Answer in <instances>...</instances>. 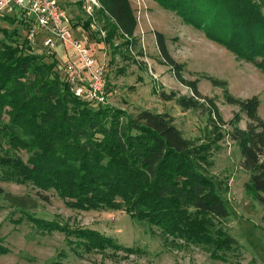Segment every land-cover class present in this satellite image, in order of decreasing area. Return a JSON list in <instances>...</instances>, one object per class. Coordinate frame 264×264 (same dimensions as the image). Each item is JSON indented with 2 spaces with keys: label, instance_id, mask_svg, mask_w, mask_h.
Here are the masks:
<instances>
[{
  "label": "trees",
  "instance_id": "16d2710c",
  "mask_svg": "<svg viewBox=\"0 0 264 264\" xmlns=\"http://www.w3.org/2000/svg\"><path fill=\"white\" fill-rule=\"evenodd\" d=\"M95 1L94 20L103 23L105 31L98 43L106 47L117 37L131 48L136 46L138 22L130 1ZM154 1L264 73V0ZM0 18L19 26L10 31L0 28L5 38L0 43V148L7 144L28 154L23 161L4 151L0 180L31 183L42 192L53 190L68 208L123 211L159 227L174 241L202 247L213 260L225 263L238 250V243L222 227L230 216L229 187L210 172V144L185 138L166 113L139 110L130 116L76 97L67 75L61 80L54 71L64 67L56 53L44 46L35 53L32 39L22 35L32 28V19L17 8ZM91 21L88 17L82 23L85 31ZM154 35L164 63L192 92L191 97L177 99L173 92H161L160 98L176 100L184 111L202 107V100L222 123L215 103L201 95L197 81L182 79L183 66L170 56L162 33ZM203 78L222 90L227 105L239 109L229 123V137L238 145L240 167L248 174L245 191L264 204V122L258 114L259 100L235 98L225 81ZM241 114L247 119L244 128L238 127ZM38 226L61 231L70 245L84 252H133L91 230L42 225V221Z\"/></svg>",
  "mask_w": 264,
  "mask_h": 264
},
{
  "label": "rangeland",
  "instance_id": "374dc122",
  "mask_svg": "<svg viewBox=\"0 0 264 264\" xmlns=\"http://www.w3.org/2000/svg\"><path fill=\"white\" fill-rule=\"evenodd\" d=\"M137 17L136 46L115 38L110 44L99 40L102 24L88 30L82 23L88 20L86 7L94 8L92 0H62L61 5L71 21L73 36L88 46L96 65L107 63L105 74L107 100L105 105L132 116L139 110L166 113L174 120L185 138L209 143L212 175L225 179L228 184L227 206L230 216L223 222L224 230L238 243V250L230 253L225 263L213 260L202 247L174 241L159 227L131 218L123 211H80L68 208L53 191L42 192L31 183L17 184L0 180V264H264V204L246 192L244 184L248 174L240 167L238 145L229 137L230 121L239 109L227 105L222 90L213 87L203 75L227 83L230 94L239 99L253 96L259 100L258 114L264 122V73L240 59L224 45L208 39L202 30L186 24L175 13L163 9L154 0H129ZM264 13V8H263ZM0 28L8 31L19 26L2 21ZM35 39L31 50L40 47L50 37L44 30L32 26ZM155 32L162 33L170 56L183 66L181 77L197 81L201 95L215 103L222 123L209 112L205 102L195 110H182L176 100L164 101L159 93L173 92L176 98L191 97V90L180 83L161 58ZM23 36L28 32H21ZM0 33V43L4 41ZM37 45V46H36ZM60 70L54 69L61 80L67 75L65 68L75 61V51L70 44L56 42ZM109 63V64H108ZM68 77V76H67ZM73 91V90H72ZM70 92V91H69ZM239 128L247 119L241 114ZM8 116L4 114V121ZM0 148V157L21 158L28 154L23 149H12L7 144ZM2 171L0 169V175ZM57 224L74 230H91L111 238L117 245L133 252L105 249L84 252L70 245L61 231H46L38 226ZM45 228V229H44ZM70 239L74 240L73 237ZM4 252V253H3Z\"/></svg>",
  "mask_w": 264,
  "mask_h": 264
},
{
  "label": "built area",
  "instance_id": "2783aa9c",
  "mask_svg": "<svg viewBox=\"0 0 264 264\" xmlns=\"http://www.w3.org/2000/svg\"><path fill=\"white\" fill-rule=\"evenodd\" d=\"M62 0H0V17L9 13L13 8L20 9L26 18L32 19V24L38 29L44 30L55 41L48 37L44 47L53 50L56 42L70 44L75 51L74 63L67 65L65 72L68 81L72 85L76 97H82L89 101L105 104L107 100V83L105 74L107 63L96 65L91 57L89 48L77 40L71 32V21L65 9L61 5ZM94 6H98L92 0ZM87 16L92 18L91 30L95 29L93 22V8L86 7ZM32 25V26H33ZM35 32L31 28L28 32V39H33ZM101 37L104 33L101 32Z\"/></svg>",
  "mask_w": 264,
  "mask_h": 264
}]
</instances>
